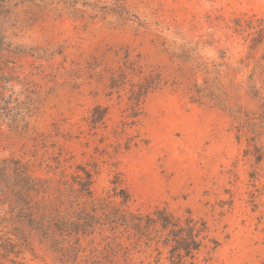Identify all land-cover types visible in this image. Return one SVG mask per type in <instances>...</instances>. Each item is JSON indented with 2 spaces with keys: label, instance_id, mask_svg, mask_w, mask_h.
<instances>
[{
  "label": "rangeland",
  "instance_id": "obj_1",
  "mask_svg": "<svg viewBox=\"0 0 264 264\" xmlns=\"http://www.w3.org/2000/svg\"><path fill=\"white\" fill-rule=\"evenodd\" d=\"M36 3L1 21L0 178L17 192L0 194V264H173L122 229L97 227L76 262L47 244L30 217L47 225V205L84 202L85 173L95 204L204 220L195 264H264V0H127L128 22ZM151 71L158 84L136 102ZM205 81L243 127L191 98Z\"/></svg>",
  "mask_w": 264,
  "mask_h": 264
},
{
  "label": "trees",
  "instance_id": "obj_2",
  "mask_svg": "<svg viewBox=\"0 0 264 264\" xmlns=\"http://www.w3.org/2000/svg\"><path fill=\"white\" fill-rule=\"evenodd\" d=\"M43 1L45 0H39V2ZM109 3L110 6H102L99 0H47V5H54L56 10H66L76 17H83L84 11L81 8L87 7L92 11L101 12L103 15L112 14L122 22L133 21L132 18L135 15L127 5V0H110ZM24 4L37 6L36 0H0V50L4 46V36L1 28L2 19L12 15L14 9ZM91 17L93 16L89 18ZM159 79V74L151 71L145 83L136 85V90L131 91L136 102L144 97L149 89L155 88ZM189 92L193 100H206L209 104L227 112L240 127L244 126L245 121L240 110L236 111L229 104L225 93L215 84L205 81L202 86L194 85V88H190ZM95 110L98 111L99 108ZM104 114L102 110L99 114L93 116L91 119L92 124L101 121ZM259 118L261 121L263 120L264 124V117ZM2 174L0 194H4L6 190L13 191V183H10V177L5 176L4 173ZM16 174H18V179L21 182L25 181L24 171L16 169ZM90 184V174L85 173V179L80 183V193H82V197L87 199L82 203L70 202V206L64 214H61L57 208L47 205V225L43 223V218L35 220L30 217L29 220L34 224L36 232L47 239V244L52 249L60 251L63 257L76 262L79 253L83 249L81 246L82 238L92 235L97 227H107L111 233L122 229L123 233L133 236L137 241L142 240L145 244H154L156 250L160 247L166 251L169 260L173 264H195L196 257L201 249L205 247V240L208 237L209 228L204 220L192 217L190 212H186V215L177 216L168 212L165 208L159 207L147 213H135L111 206L105 200L95 204L90 200ZM13 192H17L16 189ZM114 195L121 198L120 204L122 206L129 200V195L123 190ZM211 242L213 243L211 248L213 251L217 243L215 241ZM64 244L66 245L64 246ZM113 244V241L108 242L109 247L112 249L120 248L119 244L116 243L114 246ZM85 264H100V261H95L91 257L85 260Z\"/></svg>",
  "mask_w": 264,
  "mask_h": 264
}]
</instances>
